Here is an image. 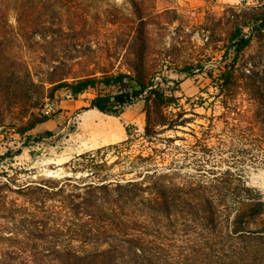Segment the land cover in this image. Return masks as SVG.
<instances>
[{"label": "trees", "instance_id": "trees-1", "mask_svg": "<svg viewBox=\"0 0 264 264\" xmlns=\"http://www.w3.org/2000/svg\"><path fill=\"white\" fill-rule=\"evenodd\" d=\"M3 1L0 91L24 109L20 123L11 125L24 145L29 137L39 140L52 133L28 132L50 118L51 112L36 109L56 89L77 97L102 86L107 91H97L82 109L118 117L142 101L145 112L141 141L125 128V139L76 154L67 164L72 174L19 187L26 195L23 202L0 195L3 217L11 224L7 231L0 226V240L8 241L7 259H22L21 264H264V199L244 174L246 162L264 165V98L250 97L252 114L236 109L235 99L238 93L250 95L238 80L237 57L253 35L264 32V0L226 10L219 65L215 73L207 72L224 128L214 135L209 126L199 134L190 127V138L161 135L192 119L174 94L179 79H171L176 87L166 89L152 75L145 81L128 71L70 75L58 70L65 61L56 58L49 71L34 77L18 39L40 32L52 46L53 23L44 22L50 13L33 0H15L12 27L4 19ZM198 66L177 71L191 76ZM176 138L184 142L171 145ZM187 166L193 171L182 172ZM6 184L0 182V189Z\"/></svg>", "mask_w": 264, "mask_h": 264}, {"label": "rangeland", "instance_id": "rangeland-1", "mask_svg": "<svg viewBox=\"0 0 264 264\" xmlns=\"http://www.w3.org/2000/svg\"><path fill=\"white\" fill-rule=\"evenodd\" d=\"M14 1H3L6 5L2 8L4 19L12 27L15 26ZM260 1L33 0L37 8L50 13V18L44 17V22L46 19L52 21L51 33L56 41L52 46L46 45L45 36L37 32L18 39V49L34 77L41 76L39 72L49 71L51 59L56 58L65 61L58 70L73 73L70 75L100 74L102 69L128 71L145 81L152 75L166 89L176 87L171 79H179V90L174 94L180 96L179 102L192 119L186 125L166 130L161 135L190 138V127L199 134L202 126H209L215 135L222 132L224 118L207 72L215 73L219 65L228 28L225 12L229 7L251 6ZM0 40L4 43L6 39ZM7 42L8 45L12 43L10 38ZM41 44L43 46H39ZM2 63L7 65L5 60ZM185 65L201 67L193 75L186 76L177 71ZM237 73L239 82L250 95L238 93L236 109L252 114L255 107L249 109L250 97H259L260 94L264 98V32L253 35L249 45L238 54ZM107 89L102 86L89 88L77 97L67 96L69 92L65 88L56 89L53 97H45L43 105L36 109L42 111L48 102L51 105L50 118L28 132L50 129L52 133L39 140L29 137L27 145L11 127L12 123H20L24 109L13 106L12 99L0 91V182L7 183L0 189L3 198L23 202L26 195L19 187L72 174L67 164L76 154L125 139V128L141 141L145 122L142 101L125 107L116 118L94 108H81L97 91ZM109 89L114 91L116 88ZM191 111L197 114L193 115ZM119 129L121 137L98 144L107 139L104 133L112 134ZM183 142L176 138L170 144ZM17 149L20 151L15 154ZM8 150L12 153L6 152ZM108 157L111 160L114 155ZM187 171L193 169L182 168V172ZM244 174L247 183L259 190L264 199V165L246 162ZM4 215V210L0 209V226L7 231L6 225L11 224ZM3 231L1 233L7 235ZM7 243L5 239L0 240V264H21L22 259H7Z\"/></svg>", "mask_w": 264, "mask_h": 264}, {"label": "crops", "instance_id": "crops-1", "mask_svg": "<svg viewBox=\"0 0 264 264\" xmlns=\"http://www.w3.org/2000/svg\"><path fill=\"white\" fill-rule=\"evenodd\" d=\"M113 118H116V117L114 116ZM121 134H122L121 129H119L118 131H114V133H112V134L111 133H104V136L107 139H105V141H102V142H100L98 144H104V143H107V142H112L115 139H117L118 137H121Z\"/></svg>", "mask_w": 264, "mask_h": 264}, {"label": "built area", "instance_id": "built-area-1", "mask_svg": "<svg viewBox=\"0 0 264 264\" xmlns=\"http://www.w3.org/2000/svg\"><path fill=\"white\" fill-rule=\"evenodd\" d=\"M67 96H70V93H68ZM43 107H44L43 110H42L43 113L48 114V113L51 112L50 111L51 110V105L48 102H46Z\"/></svg>", "mask_w": 264, "mask_h": 264}, {"label": "bare ground", "instance_id": "bare-ground-1", "mask_svg": "<svg viewBox=\"0 0 264 264\" xmlns=\"http://www.w3.org/2000/svg\"><path fill=\"white\" fill-rule=\"evenodd\" d=\"M100 113V112H99ZM105 114V113H104ZM108 115V114H107ZM109 116H112V115H109Z\"/></svg>", "mask_w": 264, "mask_h": 264}]
</instances>
